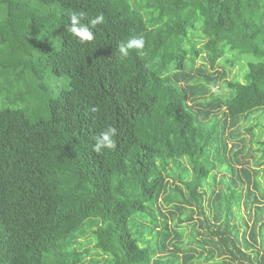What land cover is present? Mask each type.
<instances>
[{
  "label": "trees",
  "instance_id": "16d2710c",
  "mask_svg": "<svg viewBox=\"0 0 264 264\" xmlns=\"http://www.w3.org/2000/svg\"><path fill=\"white\" fill-rule=\"evenodd\" d=\"M0 264H264V0H0Z\"/></svg>",
  "mask_w": 264,
  "mask_h": 264
},
{
  "label": "clouds",
  "instance_id": "9594fccd",
  "mask_svg": "<svg viewBox=\"0 0 264 264\" xmlns=\"http://www.w3.org/2000/svg\"><path fill=\"white\" fill-rule=\"evenodd\" d=\"M86 18L84 12H73L70 15V24L65 25L66 31L76 37L80 44H85L93 40V31L98 24L104 23V16L98 15L91 18L88 24H83L82 21ZM144 38L142 36H132L126 41H122L117 51L119 53V60L124 61L130 55V50H137L138 52L144 47ZM95 110V109H93ZM117 130L115 127L109 126L105 130H102L97 136L94 137L95 143L93 145V151L100 154L104 149L113 151L117 148Z\"/></svg>",
  "mask_w": 264,
  "mask_h": 264
},
{
  "label": "rangeland",
  "instance_id": "374dc122",
  "mask_svg": "<svg viewBox=\"0 0 264 264\" xmlns=\"http://www.w3.org/2000/svg\"><path fill=\"white\" fill-rule=\"evenodd\" d=\"M233 54H236V53H233ZM236 56V55H235ZM237 57V56H236ZM229 59V58H227ZM242 61L243 63H245V68H247V63L250 62L251 60H254L253 57L251 55H245V57H242ZM243 66V67H244ZM219 69L222 70V71H226L227 73H229L231 70V75H238L240 76V64L239 63H235L233 68L231 67L228 68V67H224L222 68L221 66H219ZM228 78L230 79V75H228ZM239 79H242L241 77H239ZM212 92H213V96L208 98L207 100L210 101L212 99H214L215 97L217 96H228L229 94V90L226 86H224L222 84L221 81H218V83L216 85H213L212 86ZM253 123V121L251 122ZM249 125L246 123L244 124V127L241 129V132L243 133L244 136H246L248 138V140L250 139V135L247 133V132H244V128L245 127H248ZM257 147V145L253 144V148L255 149ZM242 214H246V212H244V210H242ZM196 217V216H195ZM183 229L185 230V235L189 233L191 227L188 225V226H183ZM190 245V244H189ZM89 247L93 248V244H89Z\"/></svg>",
  "mask_w": 264,
  "mask_h": 264
}]
</instances>
